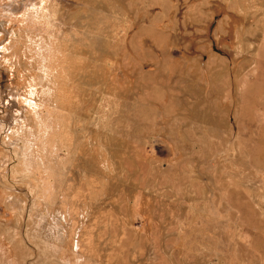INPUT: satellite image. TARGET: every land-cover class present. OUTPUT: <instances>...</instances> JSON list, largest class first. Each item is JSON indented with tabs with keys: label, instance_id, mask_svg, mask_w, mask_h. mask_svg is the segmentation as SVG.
<instances>
[{
	"label": "rangeland",
	"instance_id": "1",
	"mask_svg": "<svg viewBox=\"0 0 264 264\" xmlns=\"http://www.w3.org/2000/svg\"><path fill=\"white\" fill-rule=\"evenodd\" d=\"M0 264H264V0H0Z\"/></svg>",
	"mask_w": 264,
	"mask_h": 264
}]
</instances>
